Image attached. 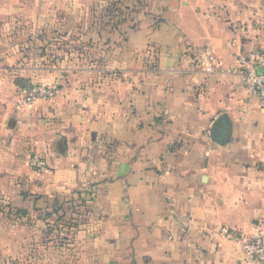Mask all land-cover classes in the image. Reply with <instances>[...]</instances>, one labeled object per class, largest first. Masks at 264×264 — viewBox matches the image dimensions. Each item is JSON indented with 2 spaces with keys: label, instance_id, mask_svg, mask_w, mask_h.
Here are the masks:
<instances>
[{
  "label": "crops",
  "instance_id": "1",
  "mask_svg": "<svg viewBox=\"0 0 264 264\" xmlns=\"http://www.w3.org/2000/svg\"><path fill=\"white\" fill-rule=\"evenodd\" d=\"M108 1L0 0V64L60 85L5 141L30 239L55 199L91 192L79 264H259L220 230L264 237V108L239 60L264 51V0H147L117 30L99 25ZM13 224L2 256H20Z\"/></svg>",
  "mask_w": 264,
  "mask_h": 264
},
{
  "label": "rangeland",
  "instance_id": "2",
  "mask_svg": "<svg viewBox=\"0 0 264 264\" xmlns=\"http://www.w3.org/2000/svg\"><path fill=\"white\" fill-rule=\"evenodd\" d=\"M12 62L11 60L10 64H0L7 67L0 73V140L4 141V145L5 141L10 139L13 111L18 108L16 102L20 90L36 83L48 84L36 80V76L28 75L24 69L17 68L18 66ZM7 144L0 147V224H2L0 229L12 231L13 223H18L20 256L0 254V264H79L77 254L79 228L58 220L55 204H52L51 210L45 213V226L41 233L37 234V238L30 239L35 229L30 228L27 223L37 218L31 216L32 212L31 215H27L17 206L20 202L17 198L26 200L30 196V184L28 185L20 176L17 177L19 164L11 162ZM84 193L88 198L92 197L91 192ZM75 214L77 215L75 211L70 210L67 217L76 218Z\"/></svg>",
  "mask_w": 264,
  "mask_h": 264
},
{
  "label": "built area",
  "instance_id": "3",
  "mask_svg": "<svg viewBox=\"0 0 264 264\" xmlns=\"http://www.w3.org/2000/svg\"><path fill=\"white\" fill-rule=\"evenodd\" d=\"M239 60L250 93L259 98L260 105L264 108V51L242 54ZM207 71H211V68L207 67ZM59 90L60 85L58 82L29 85L20 90L16 102L17 107L21 109L38 100H52L58 95ZM31 164L37 170L46 167V161L39 154L32 156ZM220 232L225 238L240 243L249 255L258 260L259 264H264V237L261 233L245 236L229 227H222Z\"/></svg>",
  "mask_w": 264,
  "mask_h": 264
},
{
  "label": "trees",
  "instance_id": "4",
  "mask_svg": "<svg viewBox=\"0 0 264 264\" xmlns=\"http://www.w3.org/2000/svg\"><path fill=\"white\" fill-rule=\"evenodd\" d=\"M147 0H135V4H126L123 0H110L100 9L99 12V25L101 27H110L117 30L119 25L125 22L128 19L132 18V14L138 8L145 7ZM133 25L135 27L138 21L132 19ZM90 197L88 198L84 192L79 191L76 195H72L70 197L57 198L53 201L55 204L56 212H58V220L65 221L71 226H78L79 219L85 218L88 216V212L86 211V206L90 201ZM70 210L75 211L77 213V218H68Z\"/></svg>",
  "mask_w": 264,
  "mask_h": 264
},
{
  "label": "water",
  "instance_id": "5",
  "mask_svg": "<svg viewBox=\"0 0 264 264\" xmlns=\"http://www.w3.org/2000/svg\"><path fill=\"white\" fill-rule=\"evenodd\" d=\"M227 115L223 114L218 119L215 120L212 126V136L216 141L223 143V138L226 137V122Z\"/></svg>",
  "mask_w": 264,
  "mask_h": 264
}]
</instances>
